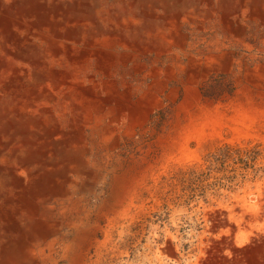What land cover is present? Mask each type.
Here are the masks:
<instances>
[{
	"label": "bare ground",
	"instance_id": "1",
	"mask_svg": "<svg viewBox=\"0 0 264 264\" xmlns=\"http://www.w3.org/2000/svg\"><path fill=\"white\" fill-rule=\"evenodd\" d=\"M228 120L264 123V0H0V264L169 251L153 191Z\"/></svg>",
	"mask_w": 264,
	"mask_h": 264
},
{
	"label": "rangeland",
	"instance_id": "2",
	"mask_svg": "<svg viewBox=\"0 0 264 264\" xmlns=\"http://www.w3.org/2000/svg\"><path fill=\"white\" fill-rule=\"evenodd\" d=\"M228 87L212 80L202 90L217 102ZM200 144L197 160L173 153L172 176L153 191L151 205L170 199L174 206L146 212L150 230L168 237L169 251L134 261L135 249L129 263L264 264V123L246 127L228 120ZM144 233L139 248L149 227Z\"/></svg>",
	"mask_w": 264,
	"mask_h": 264
}]
</instances>
